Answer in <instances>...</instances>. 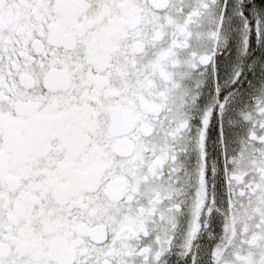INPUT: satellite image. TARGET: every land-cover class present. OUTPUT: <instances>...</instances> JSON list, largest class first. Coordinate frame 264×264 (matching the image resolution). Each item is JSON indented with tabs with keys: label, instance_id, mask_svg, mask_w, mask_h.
<instances>
[{
	"label": "snow or ice",
	"instance_id": "obj_1",
	"mask_svg": "<svg viewBox=\"0 0 264 264\" xmlns=\"http://www.w3.org/2000/svg\"><path fill=\"white\" fill-rule=\"evenodd\" d=\"M0 264H264V0H0Z\"/></svg>",
	"mask_w": 264,
	"mask_h": 264
}]
</instances>
